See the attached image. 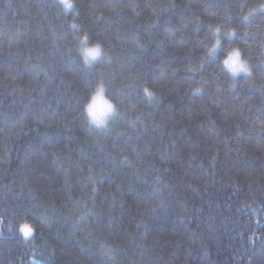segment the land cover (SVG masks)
I'll return each mask as SVG.
<instances>
[{
    "label": "trees",
    "instance_id": "16d2710c",
    "mask_svg": "<svg viewBox=\"0 0 264 264\" xmlns=\"http://www.w3.org/2000/svg\"><path fill=\"white\" fill-rule=\"evenodd\" d=\"M70 2L0 0V264H264V0Z\"/></svg>",
    "mask_w": 264,
    "mask_h": 264
},
{
    "label": "clouds",
    "instance_id": "9594fccd",
    "mask_svg": "<svg viewBox=\"0 0 264 264\" xmlns=\"http://www.w3.org/2000/svg\"><path fill=\"white\" fill-rule=\"evenodd\" d=\"M218 47L219 45H216L214 49L210 50L211 55H216ZM79 54L86 67H91L101 59L106 58L100 44H83L79 49ZM222 65L234 80L250 71L248 63L242 58V54L237 48H233L227 53L226 58L222 60ZM145 95L148 99L152 98L147 93ZM117 110V105L106 96L103 84H97L85 105L84 116L90 127L104 130L109 126Z\"/></svg>",
    "mask_w": 264,
    "mask_h": 264
},
{
    "label": "snow or ice",
    "instance_id": "6c2138e0",
    "mask_svg": "<svg viewBox=\"0 0 264 264\" xmlns=\"http://www.w3.org/2000/svg\"><path fill=\"white\" fill-rule=\"evenodd\" d=\"M60 3L63 5V7L65 9H73L74 5L70 2V0H60ZM262 8H264V5L261 6ZM73 28L76 27L75 24L72 25ZM217 33H219V29H217ZM220 41L219 39H217V45H219ZM216 46L213 47V49ZM145 93H147L149 96H152L153 93L150 92L148 89H145ZM19 231L23 234V237L25 238V240H27L28 238L33 236V232L34 229L31 225H29L28 223H24L20 226Z\"/></svg>",
    "mask_w": 264,
    "mask_h": 264
},
{
    "label": "rangeland",
    "instance_id": "374dc122",
    "mask_svg": "<svg viewBox=\"0 0 264 264\" xmlns=\"http://www.w3.org/2000/svg\"><path fill=\"white\" fill-rule=\"evenodd\" d=\"M113 118H114V117H113ZM113 118H112V119H113ZM112 119H111V120H112Z\"/></svg>",
    "mask_w": 264,
    "mask_h": 264
}]
</instances>
